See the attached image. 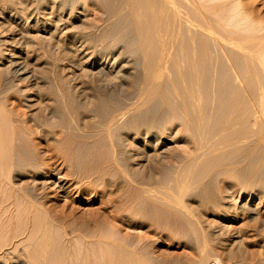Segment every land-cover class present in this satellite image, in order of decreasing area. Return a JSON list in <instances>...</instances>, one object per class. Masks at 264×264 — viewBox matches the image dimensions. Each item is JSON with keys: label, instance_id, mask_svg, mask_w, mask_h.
I'll list each match as a JSON object with an SVG mask.
<instances>
[{"label": "rangeland", "instance_id": "1", "mask_svg": "<svg viewBox=\"0 0 264 264\" xmlns=\"http://www.w3.org/2000/svg\"><path fill=\"white\" fill-rule=\"evenodd\" d=\"M11 1V7L0 5V264H264L262 241L250 245L257 259H231L233 248L220 242L225 231L216 223L212 237L214 227L191 201L223 199L235 206L263 197L264 142L252 124L257 83L248 66L237 58L241 71L251 72L243 73L245 84L255 87L243 84L248 92L243 86L245 92L240 87L224 94L211 83L210 103L199 91L197 105L192 66L170 64L163 81L155 80L151 99L134 77L144 74L141 59L155 45L141 42L139 12L128 5L118 11L122 0ZM248 1L264 14V0ZM182 30L189 42V30ZM229 167L241 171L226 177ZM48 175L65 178L66 192L46 184ZM240 187L246 192L238 197Z\"/></svg>", "mask_w": 264, "mask_h": 264}, {"label": "bare ground", "instance_id": "2", "mask_svg": "<svg viewBox=\"0 0 264 264\" xmlns=\"http://www.w3.org/2000/svg\"><path fill=\"white\" fill-rule=\"evenodd\" d=\"M9 1V2H8ZM0 0V5H6L5 2H7V4H14L13 1L11 0ZM19 1V0H18ZM44 1V0H43ZM63 1V0H62ZM67 1V0H66ZM79 1V0H78ZM84 1V0H83ZM90 1V0H89ZM93 1V0H92ZM99 1V0H98ZM108 1V0H106ZM12 2V3H11ZM25 2V1H24ZM33 2V1H32ZM42 2V1H41ZM70 2V1H69ZM112 3H116V1H111ZM109 3L112 4V3ZM20 3V2H19ZM86 3V2H85ZM106 4H108L107 2H105ZM118 3V1H117ZM38 4V3H37ZM66 4V3H65ZM70 4V3H69ZM102 4V3H101ZM104 4V1H103ZM120 4V3H119ZM33 5V4H32ZM85 5V4H84ZM108 5V6H109ZM121 7L118 9L119 12H121L123 10V7L125 5H128L129 8L131 7L132 9L135 10V12H139L142 15V19L144 20L143 24L141 28L138 30H141L144 34V37L141 40V42H144V44H149L150 47L154 46V48H152L150 52L154 53V59L150 58V60L148 61L149 58H147L146 54L149 55V53H143L145 54L143 55V57H145V59H141L142 61L145 60V64L144 66V71H143V75L142 73L136 75L134 77V80L136 82H139L141 84V88H146V95L148 97H151V99H153L152 97L154 96L155 93V87L154 84L157 83L155 80H157L158 78L161 79L160 76L164 75L162 74V72L164 73L163 70H165L168 65H178L181 64L183 65L184 63H186V61H188L189 63L185 64L188 66H192L193 70H194V76L192 79V83L195 85H193V87L196 89L195 91V97L194 100L197 104V101L201 100L202 98L200 93L202 92V94H205V99L207 100V103L209 102V98L211 96L210 94V84L211 83H216V89L217 87L220 89V91H223L221 93L228 92L233 90L234 93L236 91L239 92V90H243L246 89L247 86H249V84H245L246 81L248 82L249 80H247L246 76L243 75L244 71L240 68V66L242 65H247L248 68L251 70L252 72V77L254 78V80L257 83V87L253 89V91L255 90V92L251 91L248 95H253L257 100V105L256 107H254L252 104V108L254 107V112H253V117L252 119V124H255L254 127L257 128L258 130V134H259V139L260 142L263 141L264 142V14H262L259 11H256V9L253 7V5L251 3H249L248 0H122L121 2ZM10 7L12 5H9ZM21 6V5H19ZM53 6V5H52ZM106 6V5H105ZM111 6V5H110ZM114 6V5H113ZM123 6V7H122ZM54 7V6H53ZM74 7V6H73ZM25 8V7H24ZM27 8V6H26ZM29 8V7H28ZM63 8V7H62ZM61 8V9H62ZM39 9V8H38ZM113 9V7L111 8ZM115 9V8H114ZM17 10V9H16ZM64 10V9H63ZM74 10H76L74 8ZM110 10V9H109ZM28 12V11H27ZM43 12V11H42ZM108 12V11H107ZM126 11H124L125 13ZM58 13V12H57ZM111 13V12H110ZM31 14V12H30ZM106 14V13H105ZM127 14V13H126ZM84 15V14H83ZM118 15V14H117ZM128 15V14H127ZM21 16V15H20ZM31 16V15H30ZM44 16V15H42ZM47 16V14H46ZM112 16V15H111ZM123 17V15H122ZM127 17V16H126ZM138 17V16H137ZM136 17V18H137ZM38 18V17H37ZM65 18V17H63ZM135 18V19H136ZM141 17H139L140 20ZM27 19V17H26ZM108 19V18H107ZM138 19V18H137ZM136 19V21H137ZM141 19V20H142ZM15 20V19H14ZM113 21V19H111ZM123 20V19H122ZM138 20V21H139ZM142 20V21H143ZM67 21V20H66ZM2 22V21H1ZM56 22V21H55ZM73 22V21H72ZM84 22V21H83ZM116 22V21H115ZM124 22V21H122ZM140 22V21H139ZM44 23V22H43ZM95 23V22H94ZM112 23V22H111ZM4 24V23H2ZM29 24V23H28ZM92 24V22H91ZM97 24V23H96ZM115 24V23H114ZM136 24V25H139ZM52 25V24H51ZM83 25V24H82ZM104 25V24H103ZM117 25V23H116ZM119 25V23H118ZM2 26V25H1ZM4 26V25H3ZM57 26V25H56ZM73 26V24H72ZM78 26V25H77ZM121 26V25H120ZM39 29H41L42 27H40V25L37 26ZM113 27V26H112ZM122 27V26H121ZM36 28V27H35ZM118 28V27H117ZM187 29L189 30V33L187 34H191V39L189 40V42L184 41V39H187L186 37L184 38V32L182 33V29ZM48 26H44L43 29H41L40 31L43 32L44 30H47ZM56 29V28H55ZM87 29V28H86ZM110 29H112L110 27ZM116 29V28H114ZM119 29V28H118ZM132 29V28H131ZM21 30V29H20ZM38 30V29H37ZM108 30V29H107ZM56 31V30H55ZM111 31V30H110ZM21 32V31H20ZM41 32L40 36H41ZM50 32V31H49ZM80 32V31H79ZM104 32V31H103ZM108 32V31H107ZM115 32V31H114ZM117 32H119L117 30ZM130 32V31H129ZM188 32V31H187ZM38 33V34H39ZM53 33V32H51ZM61 33V32H60ZM123 33V32H122ZM140 33V32H139ZM186 33V32H185ZM28 34V33H27ZM30 34V33H29ZM37 34V33H36ZM62 34V33H61ZM109 34V33H108ZM114 34V33H113ZM116 34V33H115ZM118 34V33H117ZM125 34V33H124ZM131 34V33H130ZM142 34V33H141ZM52 35V34H51ZM90 35V34H89ZM110 35V34H109ZM17 36V35H16ZM19 36V35H18ZM32 35H30L31 38ZM47 36V35H46ZM45 36V37H46ZM53 36V35H52ZM99 36V35H98ZM132 36V35H131ZM142 36V35H141ZM21 37V36H20ZM33 37V36H32ZM42 37V36H41ZM48 37V36H47ZM83 37V36H82ZM89 37V36H88ZM118 37V36H117ZM190 37V36H189ZM15 38V37H14ZM29 38V37H28ZM29 38V39H30ZM107 38V37H106ZM119 38V37H118ZM128 38V37H127ZM184 38V39H183ZM114 39V38H113ZM131 39V38H129ZM21 40V39H20ZM28 40V39H27ZM26 40V41H27ZM42 40V39H41ZM58 40V39H57ZM61 40V39H60ZM81 40V39H80ZM92 40V39H91ZM112 40V39H111ZM117 40V39H116ZM115 40V42H117ZM145 40V41H144ZM153 41V45H151L149 43V41ZM9 41V40H8ZM51 41V40H50ZM86 41V40H85ZM93 41V40H92ZM106 41V40H105ZM114 41V40H112ZM148 41V43H147ZM36 42V41H35ZM46 42V41H45ZM58 42V41H56ZM111 42V41H110ZM121 42V41H120ZM138 42V41H137ZM140 42V41H139ZM146 42V43H145ZM30 43V42H29ZM39 43V42H38ZM53 43V42H52ZM106 43V42H105ZM118 43V42H117ZM136 43V42H135ZM28 44V43H27ZM47 44V43H46ZM58 44V43H57ZM91 44V42H90ZM89 44V45H90ZM101 44V43H100ZM134 44V43H133ZM143 43H141L142 45ZM22 45V44H21ZM29 45V44H28ZM39 45V44H38ZM48 45V44H47ZM71 45V44H70ZM83 45V44H82ZM99 45V44H98ZM112 45V43H111ZM120 45V44H119ZM131 45V44H130ZM148 45V46H149ZM27 46V45H26ZM49 46V45H48ZM105 46V45H103ZM114 46V45H113ZM147 46V47H148ZM22 47V46H21ZM31 46H29L30 48ZM47 47V46H46ZM53 47V46H52ZM55 47V46H54ZM95 47V46H94ZM134 47V46H133ZM141 47V46H140ZM144 47V46H143ZM146 47V46H145ZM149 47V48H150ZM28 48V49H29ZM35 48V47H34ZM63 48V47H62ZM104 48V47H103ZM117 48V47H116ZM131 48V47H130ZM138 48V47H137ZM142 48V47H141ZM1 49V48H0ZM27 49V50H28ZM48 49V47H47ZM52 49V48H51ZM70 49V48H69ZM92 49V48H91ZM104 50V49H103ZM133 50V49H132ZM145 50H149V49H145ZM37 51V50H36ZM48 51V50H47ZM98 51V50H97ZM119 51V50H118ZM85 52V51H83ZM111 52V51H110ZM131 52V51H130ZM136 52V51H135ZM150 53V55L152 54ZM12 54V53H11ZM45 54V53H44ZM111 54V53H110ZM126 54V53H125ZM141 54V55H142ZM30 55V54H29ZM113 55V54H112ZM117 55V54H116ZM132 55V54H130ZM138 55V54H137ZM43 56V55H42ZM91 56V55H90ZM19 57V56H18ZM142 57V58H143ZM150 57V56H149ZM123 58V57H122ZM147 58V59H146ZM237 58H239L238 60H242L243 63L242 65L241 62L237 61ZM7 59V58H6ZM88 59V58H87ZM114 59V58H113ZM117 59V58H116ZM121 59V58H120ZM135 59V58H134ZM140 59V57H139ZM24 60V59H23ZM80 60V59H79ZM141 60L139 61H135L136 65L139 64V62H142ZM179 60V61H178ZM36 61V60H35ZM59 61V59H58ZM50 62V61H49ZM24 63V61H23ZM83 63V62H82ZM127 63V62H126ZM240 63V64H238ZM33 64V63H32ZM75 64V63H74ZM133 64V63H132ZM143 64V63H142ZM190 64V65H189ZM47 65V63H46ZM123 65V64H122ZM135 65V66H136ZM140 65V64H139ZM34 66V65H33ZM38 66V65H37ZM111 66V65H110ZM187 66V67H188ZM246 66V67H247ZM11 67V66H10ZM42 67V66H41ZM124 67V66H123ZM134 68V66H132ZM137 67V66H136ZM139 67V66H138ZM171 67V66H170ZM243 67V66H242ZM245 67V66H244ZM16 68V67H15ZM24 68V67H23ZM112 68V66H111ZM119 68V67H118ZM117 68V69H118ZM143 68V67H142ZM245 70V72L247 71V69ZM2 69V68H1ZM10 69V68H9ZM116 69V70H117ZM120 69V68H119ZM139 69V68H138ZM191 69V68H190ZM98 70V69H97ZM249 70V71H250ZM23 71V70H22ZM33 71V70H32ZM90 71V69H89ZM191 71V70H190ZM63 72V71H62ZM94 72V71H93ZM96 72V71H95ZM121 72V71H120ZM134 72V71H133ZM247 73V74H251ZM84 73V72H83ZM99 73V72H98ZM114 73V72H113ZM116 73H118L116 71ZM178 73V72H177ZM244 73V74H246ZM29 74V73H28ZM74 74V73H73ZM162 74V75H161ZM8 75V74H7ZM114 75V74H113ZM118 75V74H117ZM63 76V75H62ZM249 76V75H248ZM48 77V76H47ZM114 77V76H113ZM116 77V76H115ZM250 78V77H249ZM45 79V78H44ZM218 79V80H217ZM252 79V78H251ZM250 79V80H251ZM19 80V79H18ZM162 80V79H161ZM26 81V80H25ZM59 81V80H58ZM132 81V80H131ZM163 81V80H162ZM194 81V82H193ZM217 81V82H216ZM253 81V79H252ZM254 81V82H255ZM64 85L66 84V82H63ZM159 83V81H158ZM163 83V82H162ZM202 84L204 87V92L201 91V89L199 90V84ZM251 83V82H249ZM255 83V84H256ZM59 84V83H58ZM245 84V85H243ZM253 84V82L250 84L249 87H252L251 85ZM71 85V84H70ZM86 85V83H85ZM160 85V84H159ZM158 84H156V86L159 87ZM63 86V85H61ZM138 86V85H137ZM191 86V85H190ZM245 88H244V87ZM67 87L69 89V84H67ZM78 87V86H76ZM92 87V86H91ZM154 87V88H153ZM215 87V86H214ZM241 87V88H240ZM243 87V89H242ZM253 87L254 84H253ZM31 88V87H30ZM59 88V87H58ZM62 87H60L61 89ZM194 88H192L194 90ZM240 88V89H238ZM53 89V88H52ZM67 89V90H68ZM73 89V88H72ZM95 89V88H94ZM157 89V88H156ZM249 89V88H247ZM246 89V92H248L249 90ZM66 88L64 89V91H67ZM75 90V89H74ZM89 90V89H88ZM218 90V89H217ZM52 91V90H51ZM59 91V90H58ZM69 92L71 90H68ZM67 91V92H68ZM76 91V90H75ZM74 91V92H75ZM83 91V90H82ZM200 91V93H199ZM244 91V90H243ZM62 92V91H61ZM93 92V91H92ZM193 92V91H191ZM217 92V91H215ZM214 92V93H215ZM245 92V91H244ZM253 92V93H252ZM55 93V92H54ZM58 93V92H57ZM60 93V92H59ZM58 93V94H59ZM63 93V92H62ZM144 93V92H143ZM157 93V92H156ZM155 93V95H157ZM243 93V92H242ZM65 94V93H64ZM72 94V91L69 94H67L68 98ZM81 94V93H80ZM79 94V95H80ZM93 94V93H92ZM137 94V93H136ZM194 94V93H192ZM217 94V93H215ZM245 94V93H243ZM76 95V94H75ZM99 95V94H98ZM191 95V94H190ZM237 95V94H236ZM63 96V95H62ZM66 96V95H64ZM145 96V95H144ZM224 96V95H223ZM244 96V95H243ZM247 96H245V98H247ZM55 97V96H54ZM58 97V95H57ZM102 97V95H101ZM110 97V96H109ZM193 97V96H192ZM215 97V96H214ZM238 97V95H237ZM241 97V94H240ZM59 98V97H58ZM61 98V97H60ZM59 98V99H60ZM67 98V99H68ZM239 98V97H238ZM98 99V98H97ZM132 99V98H131ZM143 99V98H142ZM150 99V98H149ZM212 99V98H211ZM216 99V98H215ZM221 99V98H220ZM243 99V97H242ZM248 99V98H247ZM254 99V98H250L249 100ZM48 100V99H47ZM76 100V99H74ZM156 100V98H155ZM240 100V99H239ZM248 100V101H249ZM64 100H62L63 102ZM106 101V100H105ZM215 101V100H214ZM253 100L249 101L252 102ZM37 102V101H36ZM40 102V101H39ZM46 102V101H45ZM57 102V101H56ZM74 103V102H73ZM72 103V104H73ZM149 103V102H148ZM212 103V102H211ZM239 103V102H237ZM236 103V104H237ZM247 103V102H245ZM255 103V102H254ZM60 104V103H59ZM70 104V103H69ZM193 104V103H192ZM200 104L202 105V103L200 102ZM214 104V103H213ZM217 105V103H215ZM230 104V103H229ZM240 104V103H239ZM251 104V103H250ZM34 105V104H33ZM71 105V104H70ZM140 105V104H139ZM146 105V104H145ZM156 105V104H155ZM199 105V104H197ZM197 106V107H201ZM32 106V105H31ZM42 106V105H41ZM53 106V105H52ZM78 106V105H77ZM107 106V105H106ZM194 106V105H192ZM205 107V105H203ZM238 105H235V108ZM248 106V105H247ZM40 107V106H39ZM51 107V106H50ZM142 107V106H141ZM156 107V106H155ZM207 107V105H206ZM216 107V106H215ZM232 107V106H231ZM46 108V107H45ZM60 108V107H58ZM57 108V109H58ZM93 108V107H92ZM136 108V107H135ZM138 108V107H137ZM38 109V108H37ZM47 109V108H46ZM56 109V108H55ZM96 109V108H95ZM100 109V107H99ZM112 109V108H111ZM196 109V108H195ZM201 109V108H200ZM204 109V108H203ZM45 110V109H43ZM59 110V109H58ZM68 110V109H66ZM212 110V107H211ZM39 111V109H38ZM46 111V110H45ZM63 111V110H62ZM77 111V110H76ZM108 111V110H107ZM202 111V110H201ZM218 111V110H217ZM240 111V110H239ZM238 111V112H239ZM53 112V110H52ZM60 112V110H59ZM127 112V111H126ZM207 112V111H206ZM215 112V111H214ZM58 113V112H57ZM109 113V112H107ZM198 113V112H197ZM32 114V113H31ZM34 114V113H33ZM112 114V112H111ZM124 114V113H123ZM38 115V114H37ZM157 115V114H156ZM203 115V114H202ZM44 116V115H43ZM57 116V114H56ZM111 116V115H110ZM117 116V115H116ZM115 116V117H116ZM158 116V115H157ZM162 116V115H161ZM160 116V118H161ZM42 117V116H41ZM40 117V118H41ZM113 117V116H111ZM110 117V118H111ZM6 118V117H5ZM48 118V117H47ZM109 118V117H108ZM107 118V119H108ZM2 119V118H0ZM37 119V117H36ZM46 119V118H45ZM105 119V118H104ZM5 120V119H4ZM34 120V119H33ZM158 120V119H157ZM16 121V120H15ZM13 122V121H12ZM104 122V121H103ZM102 122V124H103ZM107 122V121H106ZM112 122V121H109ZM194 122V121H193ZM231 122V121H230ZM29 123V122H28ZM105 123V122H104ZM206 123V122H205ZM229 123V122H228ZM25 124V122H24ZM198 124V123H197ZM0 125H2V123H0ZM107 125V124H106ZM123 125V124H122ZM11 126V125H10ZM235 126V125H234ZM27 127V126H26ZM39 127V126H38ZM201 127V126H200ZM237 127V126H236ZM252 127V125H251ZM7 128V127H6ZM37 128V127H36ZM205 128V127H204ZM223 128V127H222ZM1 129V128H0ZM8 129V128H7ZM127 129V128H126ZM220 129V128H219ZM257 130H255L257 132ZM1 131V130H0ZM127 131V130H126ZM244 131V130H243ZM254 131V133H255ZM10 132V131H9ZM36 132V131H35ZM3 133V132H2ZM185 133V132H184ZM127 134V133H126ZM48 135V134H47ZM227 135V134H226ZM232 135V134H231ZM241 135V134H240ZM4 136V135H3ZM124 136V135H123ZM126 136V135H125ZM223 136V135H221ZM229 137V135H227ZM235 136V135H234ZM6 137V136H5ZM76 137V136H75ZM227 137V138H228ZM77 138V137H76ZM80 138V137H79ZM224 138V136L222 137ZM226 138V139H227ZM233 138V137H232ZM258 138V137H257ZM1 139V136H0ZM6 139V138H5ZM8 139V138H7ZM221 139V138H220ZM235 139V138H233ZM3 140V139H1ZM232 140V139H231ZM255 140V139H254ZM82 141V140H80ZM225 141V140H224ZM223 141V142H224ZM3 142V141H2ZM6 142V141H5ZM123 143V142H122ZM232 143V142H231ZM257 144V143H256ZM6 145V143H5ZM118 145V144H117ZM261 145V144H259ZM122 147V146H121ZM124 147V146H123ZM126 147V146H125ZM164 147V146H163ZM162 147V148H163ZM190 147V146H189ZM254 147V146H253ZM5 149V147H4ZM3 149V150H4ZM166 149V148H165ZM171 149V148H170ZM189 149V148H187ZM252 149V148H251ZM250 149V150H251ZM8 150V149H7ZM127 150V149H126ZM248 150V149H247ZM9 151V150H8ZM165 151V150H164ZM172 151V150H171ZM188 151V150H187ZM192 150H190L191 152ZM260 151V150H259ZM258 151V152H259ZM132 152V151H131ZM184 152V151H182ZM252 152V151H251ZM257 152V150L255 151ZM264 152V150H263ZM1 153V152H0ZM153 153V152H152ZM5 154V153H4ZM163 154V153H162ZM161 154V155H162ZM189 154V153H188ZM257 154V153H256ZM259 154V153H258ZM264 156V153H262ZM261 154V155H262ZM181 155V154H180ZM255 155V154H254ZM135 158V155H133ZM177 156V155H176ZM257 156V155H256ZM263 156H261L260 160L264 162ZM137 157V155H136ZM152 157V156H151ZM250 157V156H249ZM167 158V157H165ZM164 158V159H165ZM170 158V157H169ZM251 158V157H250ZM159 159V158H158ZM243 159V157H242ZM246 159V158H245ZM249 159V158H248ZM253 159V158H252ZM257 161L256 163L260 162ZM166 161V160H165ZM240 161V160H239ZM249 161V160H246ZM251 161V160H250ZM5 162V161H4ZM252 162V161H251ZM158 163V162H157ZM167 163V162H166ZM235 163V162H234ZM239 164V163H236ZM235 164V165H236ZM242 164V161H241ZM261 164V163H260ZM4 165V163L1 165V167ZM259 164H255V166H258ZM5 166V165H4ZM3 166V167H4ZM16 166V165H15ZM166 166V165H164ZM229 166V165H228ZM231 166V165H230ZM237 166V165H236ZM250 166V165H249ZM260 166V165H259ZM262 166V168H261ZM259 168L264 170V165H261ZM2 167V168H3ZM227 167V166H226ZM252 167V166H251ZM250 167V169H251ZM1 168V169H2ZM11 168V167H8ZM230 168V167H229ZM241 168V167H240ZM239 168V169H240ZM253 171H255L256 168H254V166L252 167ZM223 169V168H222ZM228 169V168H227ZM231 170H225L224 169V173L226 177L227 175H229L230 173L234 172L237 173V171H241V169L239 170L237 167V170L235 171V168H230ZM233 169V170H232ZM246 169V167H245ZM245 169H243L242 171H244ZM249 169V168H248ZM4 170V169H3ZM258 170V168L256 169ZM262 170V171H263ZM2 171V170H1ZM7 171V170H6ZM252 171V172H253ZM243 173V172H241ZM264 173V171H263ZM262 173V174H263ZM238 174V173H237ZM244 174H247L246 178H250L249 177V172L246 171L244 172ZM253 174V173H252ZM224 175V176H225ZM233 175V173H232ZM235 175V174H234ZM49 176V180H46V184H54L55 187H57L60 191L66 192V185L68 186L67 183H64L66 180L63 177H59V180L55 179L53 180V175H48ZM223 176V178H224ZM253 177V175H251ZM229 177V176H228ZM264 177V176H263ZM262 177V178H263ZM210 178V177H209ZM232 178V177H230ZM235 178H238L235 176ZM254 178V177H253ZM52 179V180H51ZM256 179V180H255ZM258 178H254L255 181H257L259 183V181L257 180ZM209 180V179H208ZM207 180V181H208ZM220 180V179H219ZM224 180V179H223ZM237 180V179H236ZM239 180V179H238ZM241 180V179H240ZM250 181L253 180H248V184L251 183ZM225 182V181H224ZM228 182V181H227ZM243 182V181H242ZM245 182V181H244ZM256 182L255 185H258ZM44 183V182H43ZM253 183H255L253 181ZM264 183V181L262 182ZM207 184V183H206ZM245 184V183H243ZM242 184V185H243ZM205 185V184H204ZM224 185V184H222ZM235 185V184H234ZM241 185V186H242ZM254 185V186H255ZM264 185V184H263ZM225 186V185H224ZM250 185H246V187H249ZM253 186V184H252ZM253 186V188H254ZM261 186V185H260ZM206 187V185H205ZM209 188V187H208ZM241 188V187H240ZM226 189V188H225ZM233 189V188H232ZM237 189V188H236ZM242 190H240L237 194L238 197L241 196L242 193L246 192L243 191V188H241ZM249 190L251 189L250 187L248 188ZM256 189V187H255ZM262 189H264V186H262ZM209 190V189H208ZM247 190V189H246ZM228 191V190H227ZM226 191V192H227ZM261 191V190H260ZM232 192V191H231ZM252 191L249 192V196L252 197ZM263 192V190H262ZM208 193V192H207ZM257 193V192H256ZM255 194V193H253ZM259 194V193H258ZM212 195V194H211ZM256 195V194H255ZM253 195V196H255ZM191 196V195H190ZM189 196V197H190ZM196 196V195H195ZM193 196V197H195ZM225 196V195H224ZM235 193H232L231 197L234 198ZM259 196V195H257ZM256 196V197H257ZM192 197V196H191ZM190 197V198H191ZM198 198V197H196ZM231 198V199H232ZM255 198V197H253ZM259 198V197H258ZM229 199V198H228ZM235 200V199H234ZM191 201H193V203L195 204V207L197 211H202V213L204 212L205 214H203L202 216L205 215L206 219V225L207 227H210L209 229L211 230V227H214V231L212 232V237L215 236V226L216 223H219V227L221 229H223L225 231V236H222V238H220V242L227 246H230L229 248L232 249L229 252L232 254V256H240V257H244L246 259H254L255 258V251L254 252V247H250V245L252 246V243L254 244L255 242H259L261 245V241H262V245L264 246V210L263 207L261 208L262 205H264V194L263 197L255 202V204H248L249 200L246 201L245 203L243 202V204H237L235 206L230 205L232 203H228L225 200H221V201H212L211 205H204L205 204V200L202 202L200 200H196L195 198H193ZM230 201V200H229ZM188 203V202H187ZM204 203V204H203ZM189 204V203H188ZM193 204V205H194ZM191 205V204H190ZM195 210V209H194ZM193 211V210H192ZM200 213V212H198ZM201 213V214H202ZM200 214V215H201ZM201 216V217H202ZM204 220V219H203ZM5 227V225H3ZM219 229V228H218ZM210 230L208 232H210ZM223 230L221 232H223ZM45 231V230H44ZM217 231V230H216ZM1 230H0V234H1ZM224 233V232H223ZM224 235V234H222ZM47 237V236H46ZM212 237L210 238L212 240ZM50 239V238H49ZM43 241V240H42ZM46 241V240H45ZM44 241V242H45ZM47 244V243H46ZM211 244V243H210ZM236 244H239L240 248L236 249L234 248ZM10 245H12V243H10ZM3 246L4 244L0 245V253L4 252L3 250ZM33 246V245H32ZM44 246H46L44 244ZM222 246V247H225ZM48 247V246H47ZM215 247V246H213ZM221 247V248H222ZM19 247L18 245L14 246V250H17ZM37 248V247H36ZM220 248V247H219ZM45 249V248H43ZM225 249V248H224ZM236 249V250H234ZM256 249V248H255ZM33 250V249H32ZM6 251V250H5ZM29 250L27 249L28 252ZM41 251V250H39ZM47 251V250H46ZM49 251V250H48ZM223 251V250H221ZM227 251V250H226ZM261 252V251H260ZM30 252H28L29 254ZM49 253V252H48ZM212 253V252H211ZM225 254V253H224ZM234 254V255H233ZM261 254V253H260ZM7 255V254H6ZM15 255V254H14ZM31 255V254H30ZM29 255V256H30ZM226 255V254H225ZM214 256V255H212ZM226 256H230V255H226ZM45 257V256H44ZM218 257V255L216 256ZM215 257V259H216ZM224 257V255H223ZM50 258V257H49ZM212 258V257H211ZM221 258V257H220ZM228 258V257H227ZM263 258V257H262ZM224 259V258H223ZM233 259V257L231 258ZM257 259V258H255ZM227 260V259H225ZM238 260V259H237ZM50 261V260H49ZM219 261V260H218ZM223 262V261H222ZM234 263V262H233ZM257 263V262H256ZM261 263V262H260ZM46 264V263H45ZM48 264V263H47ZM64 264V263H63Z\"/></svg>", "mask_w": 264, "mask_h": 264}]
</instances>
